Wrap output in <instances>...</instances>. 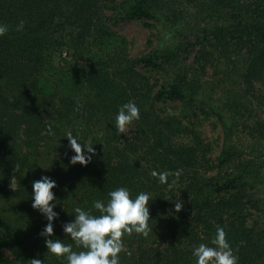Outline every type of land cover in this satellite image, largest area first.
Returning a JSON list of instances; mask_svg holds the SVG:
<instances>
[{
    "label": "trees",
    "instance_id": "obj_1",
    "mask_svg": "<svg viewBox=\"0 0 264 264\" xmlns=\"http://www.w3.org/2000/svg\"><path fill=\"white\" fill-rule=\"evenodd\" d=\"M100 1L0 0L9 26L0 37V264H66L47 252V220L32 207V182L45 175L56 181L52 238L74 250L62 228L73 209L126 186L133 197L151 193L152 219L148 236L123 237L120 264H195L193 246L210 244L217 227L238 264H264V0H186L201 18L189 34L169 8L171 28L165 19L157 45L134 57L99 17ZM151 1L111 0L116 22L148 17ZM166 29L177 39L164 46ZM138 67L163 77L156 85ZM129 100L140 119L118 134L115 116ZM165 101L195 120L214 115L219 149L195 121L163 114ZM68 130L93 144L87 165L70 163ZM153 170L168 171L167 183Z\"/></svg>",
    "mask_w": 264,
    "mask_h": 264
},
{
    "label": "clouds",
    "instance_id": "obj_2",
    "mask_svg": "<svg viewBox=\"0 0 264 264\" xmlns=\"http://www.w3.org/2000/svg\"><path fill=\"white\" fill-rule=\"evenodd\" d=\"M24 21L16 26L17 31L23 30ZM9 32L7 24L0 23V37ZM140 119V108L129 100L119 106L115 116V129L118 134L125 133L133 121ZM49 134L54 135L49 125ZM69 141V148L74 152L70 163L87 165L95 154L93 144L84 142L83 138L71 130L65 132ZM17 168L19 165L16 166ZM177 175L179 172L176 173ZM152 176L158 177L159 183H167L168 171L157 172L153 170ZM56 181L49 176H42L32 182V207L37 209L47 220L40 236L45 238L47 252L62 258L66 264H120V253L124 249L123 237L133 232L148 236L151 231L149 221V202L152 195L147 191H139L134 197L126 186H120L107 193V199H95L91 208L82 207L73 209L74 219L64 222L63 232L70 237L79 250H74L73 244L65 243L63 239L52 238L54 234V221L59 213L54 209L57 198L53 189ZM179 212L183 204L180 200L174 202ZM93 209L99 214H94ZM192 256L195 264H238V256L227 239L223 227H217L210 244L200 243L193 246ZM31 264H44L39 258L31 259Z\"/></svg>",
    "mask_w": 264,
    "mask_h": 264
},
{
    "label": "rangeland",
    "instance_id": "obj_3",
    "mask_svg": "<svg viewBox=\"0 0 264 264\" xmlns=\"http://www.w3.org/2000/svg\"><path fill=\"white\" fill-rule=\"evenodd\" d=\"M120 1V0H115ZM103 5L100 10L99 17L103 19L104 25L107 26L109 31L116 33L119 36H122L127 41L128 53L131 57L144 53L152 48V46H156L158 42L159 28H161V23L163 21L169 20V16L167 13L170 11L169 8H173L174 10H178L182 19V26L178 24L175 26L181 33L189 34L188 27H190L193 23L197 22V20H201L199 16L196 15L197 11L195 6L187 2L186 0H155L151 1L149 4L150 7L146 8L145 12L148 13V17L144 18H133L126 19L122 21L116 22L115 15L118 13L114 4H112L111 0H102L99 2ZM199 10V9H198ZM98 15V14H97ZM168 17V19L166 18ZM201 17V15H200ZM118 18V17H117ZM203 22V21H202ZM165 24L171 28V21ZM162 31V30H161ZM166 31H162V35H166L163 40V45L166 46L170 41H176L177 38H173V34ZM194 39V36L191 39ZM163 46V47H164ZM63 56H67L66 53ZM166 70L170 69L172 66L168 63L166 66ZM141 72L143 71L150 80L156 85L160 82L163 77V69H146L138 67ZM208 72V70H207ZM169 74V73H168ZM166 75V74H164ZM158 109L163 111V114H173L178 115L177 118L184 119V121H195L196 129L201 130L208 139H210L216 150L220 147L221 142V131L220 126L218 125L217 118L210 114L204 115L202 117H198L197 120L193 117L195 111L190 113L189 111H183V107L178 101H165L157 104ZM163 109V110H161ZM262 147L260 143H257V147ZM252 148V147H251ZM248 147V149H251ZM255 149V148H254Z\"/></svg>",
    "mask_w": 264,
    "mask_h": 264
}]
</instances>
